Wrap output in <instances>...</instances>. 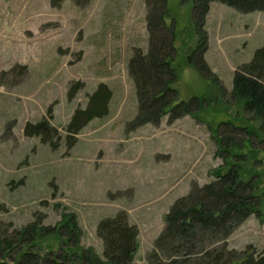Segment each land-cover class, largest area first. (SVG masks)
I'll list each match as a JSON object with an SVG mask.
<instances>
[{"label":"rangeland","instance_id":"rangeland-1","mask_svg":"<svg viewBox=\"0 0 264 264\" xmlns=\"http://www.w3.org/2000/svg\"><path fill=\"white\" fill-rule=\"evenodd\" d=\"M167 4L182 55L197 39L191 2ZM145 14L144 0H0V221L20 227L39 219L53 226L62 212H72L80 246L100 256L97 223L123 212L137 229L131 264H145L175 199L192 184L211 181L214 169L223 166L226 153L215 130L221 121L240 117L235 106L207 105L197 118L164 116L157 124L130 125L137 102L127 62L134 47L145 51L148 46ZM204 28V59L229 92L233 71L264 44V11L243 13L212 1ZM177 66L179 99L217 94L182 56ZM101 82L112 92L108 113L90 120L66 147L65 125ZM69 86L75 87L71 99ZM43 117L58 130L51 139L55 149L25 133L28 123ZM254 157L259 164L250 159L245 172L261 173L260 215L245 218L226 245L264 252V150ZM40 243L57 249L58 241Z\"/></svg>","mask_w":264,"mask_h":264},{"label":"trees","instance_id":"trees-1","mask_svg":"<svg viewBox=\"0 0 264 264\" xmlns=\"http://www.w3.org/2000/svg\"><path fill=\"white\" fill-rule=\"evenodd\" d=\"M212 1L243 13L264 11V0H190L197 39L181 55L175 46L176 23L167 0H144L148 46L145 51L134 47L127 62L137 102L130 123L133 127L157 124L164 116L168 121L186 115L197 118L207 105L213 104L240 110V117L236 114L221 121L215 130L218 147L226 153L225 163L214 169L211 181L192 184L186 194L175 199L164 216L163 230L146 254L145 264H264V252H256L251 245L242 250L226 245L227 237L245 218L260 215L261 173L251 170L248 175L245 166L250 159L256 161V151L264 150V44L233 71L232 86L226 92L204 59L208 48L205 18ZM181 56L201 77L212 82L217 90L214 97L178 98L174 84ZM74 91L75 87L69 86L68 99ZM111 95V89L101 82L88 95L85 107L74 109L64 127L66 147H72L75 135L90 120L108 113ZM218 97L228 100L219 102ZM235 120L244 124L238 125ZM219 130L224 136L218 135ZM25 133L38 136L55 149L51 139L58 130L46 117L28 123ZM96 234L102 242L100 256L92 248L80 246V228L72 212H62L53 226H43L39 219L20 227L0 221V264H131L137 249V229L128 223L125 213L101 219ZM45 238L57 239V249L44 248L40 242Z\"/></svg>","mask_w":264,"mask_h":264}]
</instances>
